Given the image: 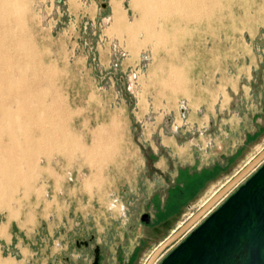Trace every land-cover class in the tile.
<instances>
[{"label": "rangeland", "instance_id": "obj_1", "mask_svg": "<svg viewBox=\"0 0 264 264\" xmlns=\"http://www.w3.org/2000/svg\"><path fill=\"white\" fill-rule=\"evenodd\" d=\"M24 1L22 20L40 58L15 62L11 79L27 86L25 99L45 93L43 105L59 103L58 129L74 145L37 161L13 150L20 166L13 177L27 176L0 182V264H94L96 257L97 264H144L264 148V0L205 2L202 21L157 16L133 32L113 19L116 4L132 26L139 19L133 0ZM108 127L116 139L104 147L108 157L84 158L80 146L88 149ZM38 134L33 128L27 138Z\"/></svg>", "mask_w": 264, "mask_h": 264}, {"label": "bare ground", "instance_id": "obj_2", "mask_svg": "<svg viewBox=\"0 0 264 264\" xmlns=\"http://www.w3.org/2000/svg\"><path fill=\"white\" fill-rule=\"evenodd\" d=\"M212 1L213 6L217 4V0H133V4L138 10L139 19L132 26H127L123 23L120 9L116 4L113 6V19L116 25H121L127 32H133L146 27L145 25H149L151 19L157 16L163 21L171 19L174 24H178L179 20H183L185 24H189V22L204 20V16H206L204 3H211ZM24 9V0H0V95H2L0 96V127L1 124H4L5 128L7 127V129L2 128L0 131V138L3 135L8 140V146L3 147L2 145V148H0V175L3 176V182L0 180L2 183V185L0 184L1 187L3 185H12L13 183L21 182L27 176L16 175L18 176L17 178L13 177L12 173L14 174L15 172L14 168L20 167L16 166L17 160L12 156L15 153L13 150L24 151L26 153L24 154L26 155V159L36 158L37 161L40 156L49 158L53 153L63 154L69 152L68 145H74V138L69 137L68 139L65 136L63 137V132L58 129L60 128L58 124L60 123V117L62 115L59 103L53 104L54 108L51 105L45 106L42 103L46 95L45 93H40L36 98L33 97V94H30V97L26 99H34L32 102L33 105L26 107V104L30 102L29 100L26 102L24 95V91L25 93L28 91L27 86L23 83L21 85L19 80L11 79L13 75L12 67L15 62L18 60L28 62L34 59H37V62H39L38 58H40L32 46L31 36L28 33L29 29L27 30L24 20H22ZM147 35L156 37L160 41L163 38L161 34L160 36L162 38L156 32H149ZM13 102L20 105L15 111L8 108ZM29 108L31 109V113L28 112L26 114L25 111L26 109L27 111L30 110ZM38 110H40L39 117L35 118ZM53 112H56L57 118L53 116ZM50 125L55 127V130H52V127L49 128L51 130H48L47 126ZM36 127L39 133L38 137L35 139L27 138L33 128ZM18 134L24 139L23 142L15 137ZM114 135L115 130L113 127L106 128L92 140L91 146L88 149L80 146L81 155L84 158L87 156L89 161L93 159V152L94 154H102L104 157H108V153L105 152L104 147L116 144ZM18 145L19 147L23 145L24 148L17 149Z\"/></svg>", "mask_w": 264, "mask_h": 264}, {"label": "water", "instance_id": "obj_3", "mask_svg": "<svg viewBox=\"0 0 264 264\" xmlns=\"http://www.w3.org/2000/svg\"><path fill=\"white\" fill-rule=\"evenodd\" d=\"M262 157L264 148L159 244L144 264H151L167 244L242 179ZM140 220L148 223L149 217L144 213ZM159 264H264V163L192 229Z\"/></svg>", "mask_w": 264, "mask_h": 264}, {"label": "flooded vegetation", "instance_id": "obj_4", "mask_svg": "<svg viewBox=\"0 0 264 264\" xmlns=\"http://www.w3.org/2000/svg\"><path fill=\"white\" fill-rule=\"evenodd\" d=\"M144 214V213H143ZM148 215V214H147ZM149 217V216H148ZM152 221L149 219V222L148 223H145V225L146 226H149V225H151V226H153V224L151 223ZM96 259H97V257H96ZM96 259H95V261H94V264H97V262H96Z\"/></svg>", "mask_w": 264, "mask_h": 264}, {"label": "crops", "instance_id": "obj_5", "mask_svg": "<svg viewBox=\"0 0 264 264\" xmlns=\"http://www.w3.org/2000/svg\"><path fill=\"white\" fill-rule=\"evenodd\" d=\"M67 154H68V152H66V153H63L62 155H63V156H65V155H67ZM51 156H52V155H51ZM51 156H50V157H51ZM50 157H49V158H50Z\"/></svg>", "mask_w": 264, "mask_h": 264}]
</instances>
